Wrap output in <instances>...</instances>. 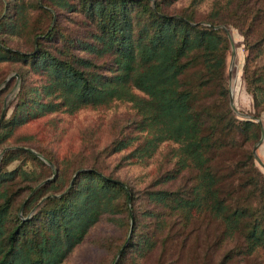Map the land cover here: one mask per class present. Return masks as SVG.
I'll return each mask as SVG.
<instances>
[{"label":"trees","instance_id":"1","mask_svg":"<svg viewBox=\"0 0 264 264\" xmlns=\"http://www.w3.org/2000/svg\"><path fill=\"white\" fill-rule=\"evenodd\" d=\"M177 1L14 0L11 15L0 16V64L20 67L11 115L0 123V149L9 142L22 147L5 150L0 162V264H65L108 217L121 231L133 221L116 264H145L156 250L163 259L171 244H181L182 254V232L206 215L222 228L223 240L238 243L219 264L264 255V174L253 154L262 135L256 120L264 113V0H213L205 15L197 12L201 0L168 11ZM63 12L75 13L81 25L69 30ZM219 26L242 37L253 119H239L231 108L230 41ZM9 38L20 39L26 51L12 48ZM116 103L138 116L135 136L112 141L101 156L128 151L126 159L144 163L166 145L172 165L155 185L178 188L136 194L97 158L58 157L22 146L31 135L16 137L48 116ZM24 148L55 167L53 180L44 182L50 167ZM225 151L239 159L227 165L219 159ZM17 161L22 164L9 170ZM229 228L236 232L231 237ZM127 237L107 242L110 254Z\"/></svg>","mask_w":264,"mask_h":264},{"label":"rangeland","instance_id":"2","mask_svg":"<svg viewBox=\"0 0 264 264\" xmlns=\"http://www.w3.org/2000/svg\"><path fill=\"white\" fill-rule=\"evenodd\" d=\"M190 2L191 0H179L172 4L168 11H181L183 8L189 6ZM212 2L213 0H201L197 8L198 14H207ZM13 6L14 0H0V16L3 17L6 14L11 15V8ZM61 19L62 24L69 30H74L81 25V19L75 13L63 12ZM219 28L225 29L222 26H219ZM226 32L230 41L226 75L228 78L230 97H232L231 108L239 119H253L250 116L252 112L251 101L247 97L245 85L242 80V68L245 58L242 37L233 28H227ZM7 42L12 48H20L23 52L26 51L24 43L20 39L9 38ZM261 63L262 60H258L254 66H259ZM19 68L17 65L0 64V91L6 90L2 97L0 117L2 114H4V118H9L11 115L12 106L15 102L16 94L19 91L20 77L16 72ZM263 115L264 113L261 118ZM261 118L256 121H260V124L262 123L261 127L263 126L262 130L264 132V118L263 122ZM138 119V116L129 104L116 103L108 108L84 109L73 116H68L67 114L48 116L38 123L20 129L16 133V137L20 138L21 136L31 135L33 136L31 141L19 140L20 144L22 146L39 147L45 153L55 154L58 157L63 154L70 156V154L73 155L82 152L85 156L90 155L91 159L97 158L94 161L99 162V166L106 174H112L114 178L127 184L136 194L145 189L164 188L174 190L178 188L180 183L165 186L155 185L156 180H158L164 171L169 170L172 165L170 148L166 145H162L154 157L144 163H134L126 159L125 156L128 154V151L114 153L109 157H106V154H104V158L101 156V150L112 141L123 136H130L131 138L135 136L133 127ZM2 120H0V123ZM11 146L13 144L9 142L4 146V150L3 148L0 149V162L5 150L22 148L21 146ZM24 149L37 155L50 167L53 174L44 180V182L53 180L57 173L55 167L36 151L28 148ZM97 154L100 155L96 157ZM235 154L236 152L225 151V154L219 159H227L226 164L229 165V161L234 162L239 159V156H235ZM258 160L260 159L258 158ZM260 162L262 161L260 160ZM21 164L18 161L14 162L9 167V170ZM255 164L264 174V167L256 159ZM31 168L36 172H40L38 168ZM227 172L228 170L224 169V174ZM237 175L240 176L239 173ZM229 179H231L233 185L238 183L237 176H232ZM229 179H227V182H229ZM184 182L182 180V184ZM129 224V231H121L119 230L118 223L111 221L110 217L103 219V221L91 230L89 240L77 248L65 264H116L121 251L130 238L133 221L130 220ZM221 231L222 228L217 225L213 216L206 215L201 220L190 225L185 233L182 232V254H180L181 244H171L168 246L163 259H159L160 250H156L145 264H161V262L162 264H174L177 257L180 260L177 264H219L222 256L238 245L233 239L223 240ZM227 233L230 236L236 232L234 229L229 228ZM126 237L127 240L119 249L118 253L114 255L115 251H112L110 254V251L107 249V242L110 240L114 241L117 238L123 240ZM226 264H264V255H255L251 258L235 255L229 261L227 260Z\"/></svg>","mask_w":264,"mask_h":264},{"label":"crops","instance_id":"3","mask_svg":"<svg viewBox=\"0 0 264 264\" xmlns=\"http://www.w3.org/2000/svg\"><path fill=\"white\" fill-rule=\"evenodd\" d=\"M247 97L249 98V101H251L250 100L251 98L250 96H248V94H247ZM263 118H264V115L261 118L262 122H263ZM256 156H258V158L262 161L261 163L264 165V132L263 130H262V142L260 145H258V148L256 149Z\"/></svg>","mask_w":264,"mask_h":264},{"label":"water","instance_id":"4","mask_svg":"<svg viewBox=\"0 0 264 264\" xmlns=\"http://www.w3.org/2000/svg\"><path fill=\"white\" fill-rule=\"evenodd\" d=\"M217 28H219V27H217ZM230 104H231V106H232V97H230ZM3 118H4V114L1 115L0 120H2ZM258 122L260 123V121H258ZM261 142H262V136H261V139H260V141L258 142V144L253 148V154H254V157H255L256 161H257L261 166L264 167V165L260 162V160H258V158H257V156H256V149L258 148V145L261 144Z\"/></svg>","mask_w":264,"mask_h":264}]
</instances>
